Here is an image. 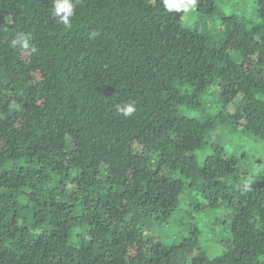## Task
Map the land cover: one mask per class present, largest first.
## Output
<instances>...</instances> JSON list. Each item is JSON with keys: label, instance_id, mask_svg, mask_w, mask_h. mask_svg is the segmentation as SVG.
<instances>
[{"label": "trees", "instance_id": "16d2710c", "mask_svg": "<svg viewBox=\"0 0 264 264\" xmlns=\"http://www.w3.org/2000/svg\"><path fill=\"white\" fill-rule=\"evenodd\" d=\"M241 1L198 0L192 26L163 0H78L66 29L52 0H0V264H264L240 138L264 144V0ZM196 194L230 232L215 257L151 231Z\"/></svg>", "mask_w": 264, "mask_h": 264}, {"label": "rangeland", "instance_id": "374dc122", "mask_svg": "<svg viewBox=\"0 0 264 264\" xmlns=\"http://www.w3.org/2000/svg\"><path fill=\"white\" fill-rule=\"evenodd\" d=\"M246 11L247 9L243 6L239 8V12L245 13ZM216 19L217 18L207 19L210 26L206 27H211ZM200 22L201 21L197 20L195 17V10H192L190 14L186 15V23L188 25L197 26ZM240 138L246 143V149L249 150L251 154L246 167L250 172V176L253 177L251 178V183H253L257 181L256 178L258 179L264 171V144L251 137L248 133H241ZM238 150H240L239 147ZM194 201L197 207L193 205L185 210L186 212L184 214L180 215L181 221H183L184 224H180L172 219L162 228H159L160 230L151 229V231L168 244L179 243L186 237L197 236L200 248L205 250L209 256L215 257L226 250V242L228 241L227 236L230 232L225 225L215 223L217 216L216 212L208 211L200 206L204 203L200 194H196V199ZM176 223L179 225H175Z\"/></svg>", "mask_w": 264, "mask_h": 264}, {"label": "clouds", "instance_id": "9594fccd", "mask_svg": "<svg viewBox=\"0 0 264 264\" xmlns=\"http://www.w3.org/2000/svg\"><path fill=\"white\" fill-rule=\"evenodd\" d=\"M76 2L78 0H52V16L56 22L66 29L72 27V18L75 14ZM164 7L168 12L182 13L188 15L196 8L198 0H163ZM13 49L21 51L37 52V48L32 43V36L29 33L18 32L10 41ZM137 110L136 103L124 104L118 108L119 113L123 117H131ZM245 191L250 185L245 183Z\"/></svg>", "mask_w": 264, "mask_h": 264}]
</instances>
